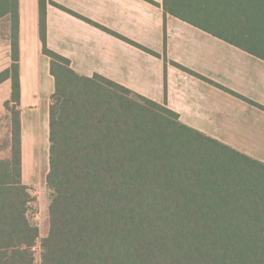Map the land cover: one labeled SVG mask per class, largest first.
Masks as SVG:
<instances>
[{
	"label": "trees",
	"instance_id": "obj_1",
	"mask_svg": "<svg viewBox=\"0 0 264 264\" xmlns=\"http://www.w3.org/2000/svg\"><path fill=\"white\" fill-rule=\"evenodd\" d=\"M46 5L39 0V39L54 92L40 264H264V163L183 124L165 104L75 72L46 45ZM161 6L165 17L264 61V0ZM5 18L11 65L0 85L10 80L11 94L9 148L0 158V264H37L39 228L22 181L18 0H0Z\"/></svg>",
	"mask_w": 264,
	"mask_h": 264
},
{
	"label": "crops",
	"instance_id": "obj_2",
	"mask_svg": "<svg viewBox=\"0 0 264 264\" xmlns=\"http://www.w3.org/2000/svg\"><path fill=\"white\" fill-rule=\"evenodd\" d=\"M162 1L47 0L46 45L69 60L75 72L98 74L165 104L183 124L264 163V110L257 107L264 108V61L177 18L165 17ZM38 21L39 0H18L23 175L25 132L39 140L38 147L40 138H49V99L54 92L50 60L41 52ZM10 65L5 18L0 21V72ZM10 94L7 80L0 85V115Z\"/></svg>",
	"mask_w": 264,
	"mask_h": 264
},
{
	"label": "rangeland",
	"instance_id": "obj_3",
	"mask_svg": "<svg viewBox=\"0 0 264 264\" xmlns=\"http://www.w3.org/2000/svg\"><path fill=\"white\" fill-rule=\"evenodd\" d=\"M156 5V4H155ZM157 6V5H156ZM162 59L163 56H161ZM50 104V99H49ZM12 108V106H11ZM20 113V108H19ZM41 131H45V122L41 126ZM9 130H10V115L4 110V114L0 115V158L5 157L9 148ZM43 130V133L45 132ZM28 136L24 138V175L22 174L23 183L29 188V192L33 198L31 204L30 219L39 228V240L34 247L35 262L40 264V240L44 238L49 231L48 206H49V191L46 187V175L49 170L48 166V149L49 141L46 137L40 138V146L35 142L37 138H32L29 132H25ZM22 145V137H21Z\"/></svg>",
	"mask_w": 264,
	"mask_h": 264
}]
</instances>
